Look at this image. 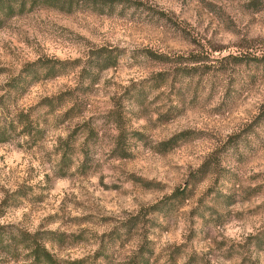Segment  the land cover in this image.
Masks as SVG:
<instances>
[{"label":"rangeland","instance_id":"rangeland-1","mask_svg":"<svg viewBox=\"0 0 264 264\" xmlns=\"http://www.w3.org/2000/svg\"><path fill=\"white\" fill-rule=\"evenodd\" d=\"M34 242L264 264V0H0V264Z\"/></svg>","mask_w":264,"mask_h":264},{"label":"trees","instance_id":"trees-1","mask_svg":"<svg viewBox=\"0 0 264 264\" xmlns=\"http://www.w3.org/2000/svg\"><path fill=\"white\" fill-rule=\"evenodd\" d=\"M30 257L32 263L40 264H56V261L53 259L52 255L44 248L43 245H40L38 242H34L30 248ZM65 264H74V262H67Z\"/></svg>","mask_w":264,"mask_h":264}]
</instances>
